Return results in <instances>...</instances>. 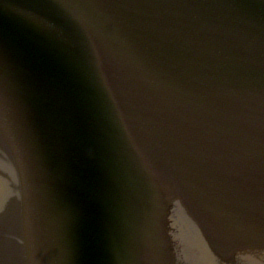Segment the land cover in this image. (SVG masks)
<instances>
[{
    "label": "water",
    "instance_id": "1",
    "mask_svg": "<svg viewBox=\"0 0 264 264\" xmlns=\"http://www.w3.org/2000/svg\"><path fill=\"white\" fill-rule=\"evenodd\" d=\"M0 264H264V0H0Z\"/></svg>",
    "mask_w": 264,
    "mask_h": 264
}]
</instances>
